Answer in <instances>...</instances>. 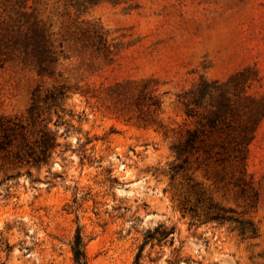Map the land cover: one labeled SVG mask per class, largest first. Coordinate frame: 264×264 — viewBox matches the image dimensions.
Returning a JSON list of instances; mask_svg holds the SVG:
<instances>
[{
    "label": "rangeland",
    "instance_id": "obj_1",
    "mask_svg": "<svg viewBox=\"0 0 264 264\" xmlns=\"http://www.w3.org/2000/svg\"><path fill=\"white\" fill-rule=\"evenodd\" d=\"M204 81L222 121L181 155ZM263 104L264 0H0V116L58 144L1 161L0 264H75L78 229L88 264H134L161 224L142 264H264V117L245 170L235 143Z\"/></svg>",
    "mask_w": 264,
    "mask_h": 264
},
{
    "label": "trees",
    "instance_id": "obj_2",
    "mask_svg": "<svg viewBox=\"0 0 264 264\" xmlns=\"http://www.w3.org/2000/svg\"><path fill=\"white\" fill-rule=\"evenodd\" d=\"M208 82H203L199 93L187 94L183 97L184 103L186 105L185 113L187 117L196 118L197 122L201 124L200 128H190L187 130V134L183 142L178 147V153L183 155L191 151H201L203 149V144L205 137L218 127L219 122L222 121L221 111L223 110L221 105L216 106V108L204 112V114L197 113L196 109L202 107L204 98L208 91ZM225 96L224 94L219 95L220 103L223 102ZM258 113L252 119H246L245 123L250 121L254 122V127L243 134L236 135L235 143L237 150L242 152V161L244 170L246 169V159L248 146L252 142L257 126L259 122L264 117V104L258 110ZM199 114V115H198ZM26 124L18 119H12L10 117L0 116V168H2L3 163L1 161L6 160L15 166L22 165H39L46 163L49 158H51L52 150L58 146L54 136L49 130L43 127L40 130L39 137L31 141L27 136ZM90 140L86 142L89 143ZM208 153V149H206ZM187 159H184L183 163L174 167L173 175H176L178 171L185 170V164ZM81 229L76 231L74 240L72 242V255L75 264H88V258L86 255V248L81 233ZM176 231L175 227H165L163 224L157 226L153 231L150 229L146 233L144 241L139 248L138 253H136L134 264H142L143 253L146 244L150 241H157L161 243L163 240L171 237Z\"/></svg>",
    "mask_w": 264,
    "mask_h": 264
}]
</instances>
